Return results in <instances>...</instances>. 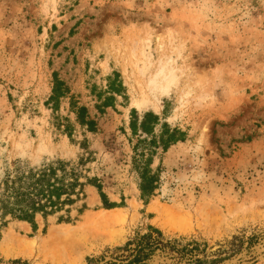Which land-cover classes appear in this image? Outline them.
I'll return each mask as SVG.
<instances>
[{
    "label": "rangeland",
    "instance_id": "obj_1",
    "mask_svg": "<svg viewBox=\"0 0 264 264\" xmlns=\"http://www.w3.org/2000/svg\"><path fill=\"white\" fill-rule=\"evenodd\" d=\"M57 78L70 91L59 111L51 100ZM70 96L88 108L95 132L76 122ZM133 110L139 121L158 115L157 133L164 123L187 133L154 155L159 181L149 197L133 158ZM57 117L71 119L73 136ZM82 141L92 153L89 175L118 205L104 206L89 185L72 221L38 216L34 229L7 217L0 241L10 231L43 236L118 207L131 209L128 219L93 226L76 246L56 243L36 257L0 252V264H69L77 250L81 264H125L148 240L149 264H264V255L252 258L264 246V0H0V181L25 163L76 160L86 155ZM152 202L193 213L192 229H162ZM110 231L121 239L112 241Z\"/></svg>",
    "mask_w": 264,
    "mask_h": 264
},
{
    "label": "trees",
    "instance_id": "obj_2",
    "mask_svg": "<svg viewBox=\"0 0 264 264\" xmlns=\"http://www.w3.org/2000/svg\"><path fill=\"white\" fill-rule=\"evenodd\" d=\"M122 85L120 81L111 83L109 87L111 90L108 91L110 95L104 98L102 107L109 105V102L115 99L114 94L121 90ZM69 92L64 82L57 78L51 96L54 110L59 111L61 99L67 97ZM69 100L70 110L75 114L76 122L87 131L95 132L98 123L90 117L88 108L78 105L71 96ZM57 119V127L65 130L70 137L73 136L74 125L71 119L68 117H57ZM160 123L159 116L153 112H147L142 121H139L138 112L133 110L130 127L138 136L133 158L141 178L142 195L148 197L154 194L159 181V176L152 169L154 155L159 148L167 151L170 146L185 140L187 136L185 131L172 130L166 123L161 125L160 133H157L156 127ZM138 131L146 133V136L139 135ZM80 145L86 150V155L82 154L76 160L57 158L34 165L25 163L4 175L0 181V226L7 223V217L27 221L34 229L38 228V216L46 221L52 216H57L59 222H70L73 220L74 206L87 198L86 190L89 185L99 190L104 206L112 208L118 205L110 201L104 192V181L98 176L89 175L90 170L86 165L92 153L86 141H82ZM87 208L84 202L76 209L81 215ZM129 246L130 243L124 250H130ZM154 251V243L149 240L139 242L138 246L126 256L125 264H149L155 254Z\"/></svg>",
    "mask_w": 264,
    "mask_h": 264
},
{
    "label": "bare ground",
    "instance_id": "obj_3",
    "mask_svg": "<svg viewBox=\"0 0 264 264\" xmlns=\"http://www.w3.org/2000/svg\"><path fill=\"white\" fill-rule=\"evenodd\" d=\"M172 74L173 72H171L170 75L172 76ZM170 75L166 76V79H169L170 81H172L169 78L171 77ZM163 90L166 91V88L164 87ZM149 207L151 210L155 211L158 215L156 222L159 223V226L162 229L166 230L167 232L185 233V232H189L192 229L190 224H191V218L194 215L190 211L183 212L182 210L176 207H170V205L169 206L161 205V204H158V202H152L151 204H149ZM130 210L127 207H118V208H113L109 210H101L100 212H97V214L92 215L90 219H88L86 222H83L80 225H69V224L57 225V227L51 228L49 232L43 236L35 235L33 237H29V236L19 235L18 233L10 231L0 241V252H2L6 257L18 256V255H28L29 257H36L38 256L35 254L37 251L39 252L42 249L43 250L49 249L52 246H53L52 249H54V244L56 245V243H60V242H63L64 244L74 243V246H76L81 240L84 239L86 230L90 228H94L93 226L97 227L99 224L110 222V221L111 222L112 221L113 222L114 221L115 222H125V220L128 219L130 212H132ZM202 212H204V216L205 215L207 216L210 213L207 207H204L202 209ZM107 236L110 237V239L115 242V241H118L119 238L121 239L122 234L120 232L110 231ZM44 252L45 251H43V253ZM53 253H51V255ZM45 254L47 255V252H45ZM66 254L61 255L63 258H65L63 260L64 262L66 260V256H67ZM71 254L74 255V253H71ZM56 255L57 254H55L54 256ZM63 255L64 256L66 255V256L64 257ZM81 257H82L81 252L77 250L74 256L71 255V257H69L68 255L67 256L68 259L66 261H68L67 263L69 264H81L80 262ZM52 258L53 257H51V259ZM58 259L62 260L61 257ZM51 262L53 264H62L60 260H57L54 258H53V261ZM37 264H43V263L38 262Z\"/></svg>",
    "mask_w": 264,
    "mask_h": 264
},
{
    "label": "water",
    "instance_id": "obj_4",
    "mask_svg": "<svg viewBox=\"0 0 264 264\" xmlns=\"http://www.w3.org/2000/svg\"><path fill=\"white\" fill-rule=\"evenodd\" d=\"M255 251L256 253L253 254L254 256L252 258L257 259V258L262 257L264 255V246L256 247Z\"/></svg>",
    "mask_w": 264,
    "mask_h": 264
}]
</instances>
